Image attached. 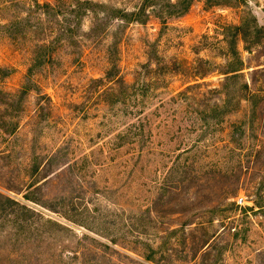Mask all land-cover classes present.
<instances>
[{
    "label": "rangeland",
    "instance_id": "374dc122",
    "mask_svg": "<svg viewBox=\"0 0 264 264\" xmlns=\"http://www.w3.org/2000/svg\"><path fill=\"white\" fill-rule=\"evenodd\" d=\"M162 3L0 0V264H264V0Z\"/></svg>",
    "mask_w": 264,
    "mask_h": 264
},
{
    "label": "trees",
    "instance_id": "16d2710c",
    "mask_svg": "<svg viewBox=\"0 0 264 264\" xmlns=\"http://www.w3.org/2000/svg\"><path fill=\"white\" fill-rule=\"evenodd\" d=\"M194 0H175L174 2H172L171 0H164L165 4L162 3L163 7H162V10L164 13H166V17H171V16H179V15H182L183 13H185L189 7V5L193 2ZM209 1L210 4L212 5H218V4H224L225 3V0H207ZM38 4L39 6V3H36ZM42 6H45V7H48L49 5L48 4H43ZM167 8V9H164V8ZM136 15V13H131L130 16L133 17L135 20H138L136 19L134 16ZM166 17H162L161 19V22H166ZM236 30L238 31H241L243 30V27L242 26H236ZM243 36H247L248 33L246 31L243 30V32L241 33ZM107 78L109 80H113L115 78H117V73L115 71V67L114 65L111 66L110 70L108 69L106 72H105ZM139 82L135 83V84H131V86H129V89H130V93H129V101H130V107H131V110L129 111V114L131 115H135L137 116L138 118L142 115L143 112H140L141 110V107L139 109V106H142L144 107V102H143V99H139L138 95L141 96V98L143 97L144 94L142 93H139L142 91V88L141 87V84H138ZM190 86V85H189ZM188 86V87H189ZM192 87H199V84H195V85H191V88ZM190 88V87H189ZM188 88V89H189ZM180 96L182 95H186L185 92H180L179 93ZM46 97L49 98L50 100V97L48 95H46ZM132 109H135L134 111ZM218 109V107L216 108V110ZM138 123H141V120L138 121ZM134 126V128H133ZM142 126V124H139L137 126V124H133V123H130V126L128 127V129L125 131L124 134H120L119 135V139L121 140L123 137H138V136H141L140 133L141 132H138L137 131V127H140ZM140 138V137H139ZM1 195V194H0ZM8 202H13V200L9 199V198H5ZM24 208V207H22ZM74 258H77V256H74ZM68 260L72 259L70 258V256L67 257ZM145 259L147 260H151L152 261V257H148L146 256Z\"/></svg>",
    "mask_w": 264,
    "mask_h": 264
},
{
    "label": "built area",
    "instance_id": "2783aa9c",
    "mask_svg": "<svg viewBox=\"0 0 264 264\" xmlns=\"http://www.w3.org/2000/svg\"><path fill=\"white\" fill-rule=\"evenodd\" d=\"M241 201H243L242 198H237V202L240 203Z\"/></svg>",
    "mask_w": 264,
    "mask_h": 264
}]
</instances>
